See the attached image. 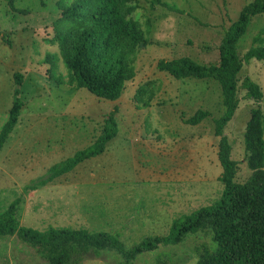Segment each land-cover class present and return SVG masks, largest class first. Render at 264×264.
Listing matches in <instances>:
<instances>
[{
	"label": "rangeland",
	"instance_id": "374dc122",
	"mask_svg": "<svg viewBox=\"0 0 264 264\" xmlns=\"http://www.w3.org/2000/svg\"><path fill=\"white\" fill-rule=\"evenodd\" d=\"M60 1L70 0H0V129L14 98L23 102L0 149V212L25 184L90 144L113 112L118 130L104 151L23 193L16 228L117 231L126 247L145 236L164 235L172 218L220 196L222 169L214 120L223 105L216 80L176 79L159 71L156 62L188 56L201 64L218 63L225 30L253 0H131L127 15L147 37L126 54L132 77L114 100L69 84L62 55L72 42L63 35L89 20L61 15ZM263 28L264 14L253 16L237 45L241 59ZM127 46L118 40L121 51L129 50ZM245 77L258 84L259 101L242 88ZM236 95L237 108L222 134L236 163L234 180L244 182L251 170L243 131L254 107L262 111L264 138V60L243 61ZM198 109L207 116L198 124L185 123ZM202 244L215 246L210 234L189 233L177 244L138 255L133 263L107 251L90 254L82 264H154L163 253L195 264V247ZM0 264L46 263L12 234L0 236Z\"/></svg>",
	"mask_w": 264,
	"mask_h": 264
},
{
	"label": "trees",
	"instance_id": "16d2710c",
	"mask_svg": "<svg viewBox=\"0 0 264 264\" xmlns=\"http://www.w3.org/2000/svg\"><path fill=\"white\" fill-rule=\"evenodd\" d=\"M159 1V0H156ZM131 0H70L60 1L61 15L89 20L73 33H66L71 45L62 55L68 69L69 84L84 87L97 97L114 100L125 81L132 77V67L126 54L146 41L147 34L140 24L130 18ZM11 9L12 3H10ZM264 14V0H253L240 10L238 17L225 30L219 44L216 64H201L188 56L159 59L156 68L176 79L211 78L218 82L222 98V114L214 120V134L219 136L217 158L221 166L219 180L222 191L211 204L201 206L187 214L172 218L167 233L143 237L126 247L117 231L90 230L85 227L48 226L43 230L29 226L16 228V215L23 193L43 186L73 170L82 161L101 154L106 144L117 134V121L111 112L96 138L71 156L52 164L46 173L31 180L21 194L11 200L0 212V236L15 234L29 244L46 264H82L90 254L116 252L125 263H133L138 255L160 246L177 244L191 233L210 234L214 248L206 245L195 247V264H264V138L262 111L250 110L243 131L246 165L251 174L244 182L234 180L236 166L230 157L231 145L222 134L232 118L237 105V75L243 61L264 60V28L254 38V43L243 54L237 52L240 38L255 15ZM118 40L126 42L128 49L121 51ZM123 52V53H122ZM18 75L15 83L19 84ZM242 88L255 101L262 97L257 83L249 77L242 81ZM16 92V91H15ZM23 102L14 98L6 121L0 129V149L17 123ZM207 116L201 109L185 120L198 124ZM185 258L174 259L163 253L154 264H184Z\"/></svg>",
	"mask_w": 264,
	"mask_h": 264
}]
</instances>
